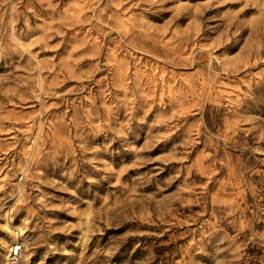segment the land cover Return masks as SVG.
Returning <instances> with one entry per match:
<instances>
[{"label": "rangeland", "instance_id": "obj_1", "mask_svg": "<svg viewBox=\"0 0 264 264\" xmlns=\"http://www.w3.org/2000/svg\"><path fill=\"white\" fill-rule=\"evenodd\" d=\"M16 240L264 264V0H0V264Z\"/></svg>", "mask_w": 264, "mask_h": 264}, {"label": "bare ground", "instance_id": "obj_2", "mask_svg": "<svg viewBox=\"0 0 264 264\" xmlns=\"http://www.w3.org/2000/svg\"><path fill=\"white\" fill-rule=\"evenodd\" d=\"M12 228H13V227H12ZM7 229H8V232H9V234H10V237H12V239H20V238H23V237H24L25 229H23V228L16 227V229H15V228L11 229V228H9V227L7 226ZM17 241H19V240H17ZM24 241H25V240H24ZM14 242H16V241H14ZM14 242H13V243H14ZM20 242H22V241H20ZM13 243H11L10 245H9L8 243H5L2 247H3V249H4L5 251H6V250L9 251L10 246H11ZM3 255H5V254H3ZM6 257L8 258V256H6ZM8 264H10L9 261H8Z\"/></svg>", "mask_w": 264, "mask_h": 264}, {"label": "built area", "instance_id": "obj_3", "mask_svg": "<svg viewBox=\"0 0 264 264\" xmlns=\"http://www.w3.org/2000/svg\"><path fill=\"white\" fill-rule=\"evenodd\" d=\"M22 247V242L17 240L10 246V249L8 251V258L10 263H15L18 260Z\"/></svg>", "mask_w": 264, "mask_h": 264}]
</instances>
